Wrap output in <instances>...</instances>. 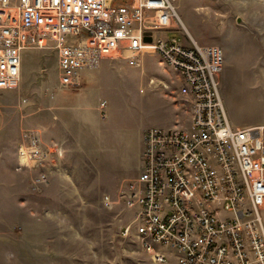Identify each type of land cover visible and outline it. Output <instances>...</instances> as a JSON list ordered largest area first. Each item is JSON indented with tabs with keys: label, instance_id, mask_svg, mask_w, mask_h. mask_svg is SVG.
I'll list each match as a JSON object with an SVG mask.
<instances>
[{
	"label": "built area",
	"instance_id": "2783aa9c",
	"mask_svg": "<svg viewBox=\"0 0 264 264\" xmlns=\"http://www.w3.org/2000/svg\"><path fill=\"white\" fill-rule=\"evenodd\" d=\"M27 48L56 51L61 87L78 85L80 72L104 57L139 66L142 53L154 51L176 74L172 97L186 124L177 118L142 130L138 174L115 200L130 211L121 233L150 264H264V124L230 121L219 91L223 49L198 44L174 0H0V89L18 86ZM61 154L33 129L22 131L18 166L34 172L35 186Z\"/></svg>",
	"mask_w": 264,
	"mask_h": 264
},
{
	"label": "rangeland",
	"instance_id": "374dc122",
	"mask_svg": "<svg viewBox=\"0 0 264 264\" xmlns=\"http://www.w3.org/2000/svg\"><path fill=\"white\" fill-rule=\"evenodd\" d=\"M263 1L174 0L198 44H217L236 57L239 77L227 90L222 73L221 95L227 90L226 109L238 125L264 124V63L255 39V29L264 27ZM172 32L184 37L179 27ZM158 61L149 49L139 66L104 57L98 74L82 71L84 86L77 91L79 85H59L54 49L22 51L18 86L0 89V264H150L136 241L121 233L130 211L115 200L138 174L141 130L177 118L186 124L184 108L172 97L176 74ZM53 93L56 102L74 104V111L55 113ZM101 98L107 106L96 108ZM26 129L62 148L59 158L48 160L54 169L48 181L36 186L34 172L18 166ZM104 194L113 200L110 206L103 205Z\"/></svg>",
	"mask_w": 264,
	"mask_h": 264
},
{
	"label": "crops",
	"instance_id": "0c3cea01",
	"mask_svg": "<svg viewBox=\"0 0 264 264\" xmlns=\"http://www.w3.org/2000/svg\"><path fill=\"white\" fill-rule=\"evenodd\" d=\"M263 3H264V1H263ZM255 30H256L255 31V35H256V38H255L256 39V52L260 53V55H259L260 59L264 63V27L261 29V31L259 29H257V28ZM223 53H224V61H223V66H222L220 75H219V91H220V94H221V77H222V73L225 72L224 78L228 80V84H227L228 88H227V90L234 85L235 81L237 80L236 78L239 77V74H237L236 69H235L236 68V66H235L236 65V59H235L236 57L234 55H232V54L227 56V53H225L224 49H223ZM85 70H87V71L88 70H94L95 73L97 72L96 74H98V72H99L98 66H96L95 68H92V69H83L82 71H85ZM82 71L80 72V78H79V84H78L79 87L75 88L74 90L78 91V90L82 89V87L84 86V83L82 82ZM262 75H264V66H262ZM227 90H226L225 94L223 95L224 98H222V95H221V98H222V101H223V104H224L226 112H227L226 105H229V103L227 102L228 101V99H227V97H228ZM52 97L54 98V105L56 106L55 113L56 112L60 113V111H62L60 109H62V108H70L71 111H74V109H75L74 108V104H72L70 102H56L55 93L52 94ZM232 97L233 96L230 95V98H232ZM106 106H107V99L106 98H101L98 101V103L96 105V108H99V107H104L105 108ZM227 114H228V112H227ZM228 117H229V115H228ZM229 119H230V117H229ZM83 121L88 123L87 120H83ZM230 121H231V119H230ZM235 125H238V124H235ZM245 125H253V124H245ZM142 130L140 132V141H141ZM139 156H140V152H139ZM139 161H140V157H139ZM139 164H140V162H139ZM261 213H262V218H263V222H264V206H263V208L261 210Z\"/></svg>",
	"mask_w": 264,
	"mask_h": 264
},
{
	"label": "water",
	"instance_id": "95a60500",
	"mask_svg": "<svg viewBox=\"0 0 264 264\" xmlns=\"http://www.w3.org/2000/svg\"><path fill=\"white\" fill-rule=\"evenodd\" d=\"M145 40H149V37L146 36V37H145Z\"/></svg>",
	"mask_w": 264,
	"mask_h": 264
},
{
	"label": "bare ground",
	"instance_id": "6f19581e",
	"mask_svg": "<svg viewBox=\"0 0 264 264\" xmlns=\"http://www.w3.org/2000/svg\"><path fill=\"white\" fill-rule=\"evenodd\" d=\"M185 28V30L188 32V30L186 29V27H184Z\"/></svg>",
	"mask_w": 264,
	"mask_h": 264
}]
</instances>
